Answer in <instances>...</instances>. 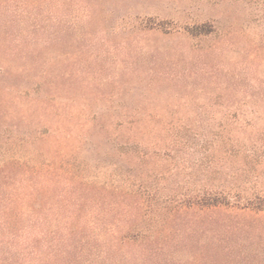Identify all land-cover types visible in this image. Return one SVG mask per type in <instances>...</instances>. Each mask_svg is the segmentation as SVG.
Wrapping results in <instances>:
<instances>
[{"label":"rangeland","instance_id":"rangeland-1","mask_svg":"<svg viewBox=\"0 0 264 264\" xmlns=\"http://www.w3.org/2000/svg\"><path fill=\"white\" fill-rule=\"evenodd\" d=\"M11 240L264 264V0H0V264Z\"/></svg>","mask_w":264,"mask_h":264},{"label":"trees","instance_id":"trees-1","mask_svg":"<svg viewBox=\"0 0 264 264\" xmlns=\"http://www.w3.org/2000/svg\"><path fill=\"white\" fill-rule=\"evenodd\" d=\"M224 201L220 200V196L218 195H201L198 199H197V205L202 206V207H211V206H219L220 204H223ZM227 203V202H226ZM5 228L7 226V232H8V228L10 226L8 225H3ZM9 233H12V230H9ZM26 242V240H25ZM9 247H8V251H7V264H40L38 262V260H36V256L34 257H30L31 253L27 254L24 256V254L18 249H22L21 244L17 243L15 244L14 240H11L9 242H7ZM23 248L25 249L26 246L23 245ZM29 258H34L29 259Z\"/></svg>","mask_w":264,"mask_h":264}]
</instances>
